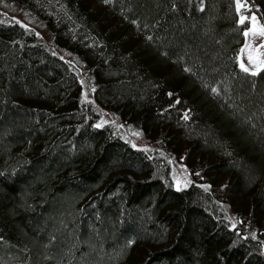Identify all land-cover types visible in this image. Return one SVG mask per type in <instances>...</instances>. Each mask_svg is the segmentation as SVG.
I'll return each mask as SVG.
<instances>
[{
	"label": "trees",
	"instance_id": "16d2710c",
	"mask_svg": "<svg viewBox=\"0 0 264 264\" xmlns=\"http://www.w3.org/2000/svg\"><path fill=\"white\" fill-rule=\"evenodd\" d=\"M5 1L51 43L0 21V264H264V66L238 62L264 0Z\"/></svg>",
	"mask_w": 264,
	"mask_h": 264
},
{
	"label": "rangeland",
	"instance_id": "374dc122",
	"mask_svg": "<svg viewBox=\"0 0 264 264\" xmlns=\"http://www.w3.org/2000/svg\"><path fill=\"white\" fill-rule=\"evenodd\" d=\"M236 3L237 6L239 4L244 5L243 7L238 6L239 9L247 7L244 0H236ZM242 17L245 18L244 20L248 21V26L244 30V34L247 32L248 35H245L243 46L239 52L238 62L240 67L241 64H243L244 67L248 68V71L256 72L264 66V36L253 34V28L255 27L256 30H259L263 26L260 24L257 14L254 11L241 14L240 19ZM253 17H255V21L252 20ZM13 18L22 20L31 26L43 41L51 43L50 33L42 21L30 14L26 9L17 7L8 1L0 0V21H10ZM61 53L63 56L71 58L68 52L61 51ZM80 71L83 96L85 99L93 101V87L91 79L82 67ZM97 107L99 110V119L96 121V124L98 126H102L106 123H112L118 128L122 136L132 146L137 148L153 147L149 140L142 135L140 130L135 129L131 125L123 124L109 110L100 106ZM170 163L174 186L176 188L188 186L191 178L187 166L172 157L170 158Z\"/></svg>",
	"mask_w": 264,
	"mask_h": 264
},
{
	"label": "snow or ice",
	"instance_id": "6c2138e0",
	"mask_svg": "<svg viewBox=\"0 0 264 264\" xmlns=\"http://www.w3.org/2000/svg\"><path fill=\"white\" fill-rule=\"evenodd\" d=\"M238 6H239V7H243L244 5L239 4ZM244 19H245V18H243V17L241 18V23L244 22ZM252 20L255 21V17H253ZM253 34H258V35H260V36H264V27H261L259 30H256L255 27H254V28H253ZM245 35H248V33L246 32ZM250 59H251V57H250ZM241 68H242L244 71H246V72L248 71V68L244 67L243 64H241ZM253 74L255 75L256 73H253Z\"/></svg>",
	"mask_w": 264,
	"mask_h": 264
}]
</instances>
